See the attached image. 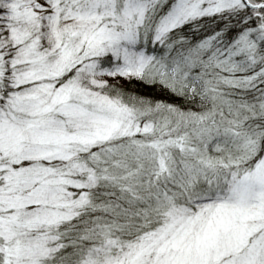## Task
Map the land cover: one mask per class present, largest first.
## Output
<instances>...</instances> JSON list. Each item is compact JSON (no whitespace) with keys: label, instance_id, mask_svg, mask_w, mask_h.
I'll list each match as a JSON object with an SVG mask.
<instances>
[{"label":"snow or ice","instance_id":"1","mask_svg":"<svg viewBox=\"0 0 264 264\" xmlns=\"http://www.w3.org/2000/svg\"><path fill=\"white\" fill-rule=\"evenodd\" d=\"M0 264H264V0H0Z\"/></svg>","mask_w":264,"mask_h":264}]
</instances>
